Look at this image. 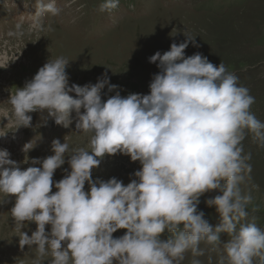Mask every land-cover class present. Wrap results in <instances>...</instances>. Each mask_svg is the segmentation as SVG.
Here are the masks:
<instances>
[{"label":"clouds","instance_id":"clouds-1","mask_svg":"<svg viewBox=\"0 0 264 264\" xmlns=\"http://www.w3.org/2000/svg\"><path fill=\"white\" fill-rule=\"evenodd\" d=\"M33 6L30 30H43L45 15L61 12L56 0H35ZM118 6L119 0H105L99 11ZM184 35L183 42L149 57L160 69L150 82V94L121 96L107 73L95 84L70 85L69 61L63 57L45 63L11 94L7 102L17 128L31 127L28 113L37 111L68 127L74 112L76 129L93 133L91 150L74 149L68 160L71 171L65 169L55 183L68 143L54 139V154L32 158L33 166L25 170L7 149H0V194L16 198L11 208L15 227L21 230L26 221L37 225L31 236L19 235L21 250L35 246L33 264L49 252V264H181L189 250L194 257L203 255L201 242L222 244L227 264H264V230L248 220L253 197L241 190L252 172L251 153L242 154L241 142L251 133L264 147V122L250 111L255 98L249 89L223 63L216 66L200 52L186 56L190 43L199 45L187 31ZM106 86L115 95L104 101ZM32 148L27 143L23 151ZM117 153L140 162L136 179L127 185L115 177L93 180L101 159ZM212 190L221 193L206 200L219 215L215 226L198 211L200 197ZM119 229L127 231L114 238ZM221 233L228 234L227 242H221ZM192 264L201 262L193 259ZM219 264H225L224 256Z\"/></svg>","mask_w":264,"mask_h":264},{"label":"rangeland","instance_id":"rangeland-1","mask_svg":"<svg viewBox=\"0 0 264 264\" xmlns=\"http://www.w3.org/2000/svg\"><path fill=\"white\" fill-rule=\"evenodd\" d=\"M104 2L56 0L60 14H46L43 30H30L34 4L28 0L29 6L25 7V0H0L3 15L0 21V135L5 134L0 136V149L12 150V143H21L27 137L25 144L32 143V150L25 153L23 147L17 157L15 154L16 158H11L22 170L33 166L32 158L53 155L52 141L60 139L61 143H68L69 151L65 164L54 173L55 183L64 178L65 169L71 171L68 160L74 149L91 150L93 133L76 129L74 112L68 127L57 125L47 112L37 111L28 113L32 116L31 127L17 128L12 106L7 101L45 63L60 57L68 60L66 72L70 85L95 84L107 73L110 83L120 86L121 96L146 95L150 94L153 75L160 71L156 64L149 62V57L157 51L170 50L173 42H183L186 31L199 45L194 47L190 43L186 56L200 52L216 66L223 63L228 72L239 78L238 84L249 89V94L255 98L250 111L264 122V0H119L117 8L101 12L99 7ZM70 95L75 96V93ZM113 95L115 91L109 93L106 86L102 100ZM241 143L242 154L251 153L248 161L252 166L251 179L246 178L241 185L242 194L250 192L253 197L246 209L248 220L254 219L264 230V147L253 141L251 133H246ZM26 158L28 163L24 162ZM141 167L139 161L133 162L128 155L106 154L99 167L93 169L92 178L107 181L115 177L127 185L131 179H136L134 173ZM89 190L86 182L85 191ZM56 191L53 185V192ZM219 194V190L204 193L198 205V211L205 213V219L212 226L219 223V215L215 207L207 206L206 200ZM4 199L5 202L0 203V264H33L37 258L35 246L30 250L25 245L21 250L19 235L23 231L31 236L37 225L26 221L24 228L17 229L11 216L16 198L0 194V202ZM50 230L51 226H46V231ZM126 231L119 229L113 237H121ZM168 235L163 234V238ZM220 239L227 242L229 236L221 233ZM199 247L203 255L194 257L189 250L181 264H192L193 259L201 264H219L221 256L227 264L222 244L201 242ZM51 259L49 252L41 258L40 264H49Z\"/></svg>","mask_w":264,"mask_h":264}]
</instances>
